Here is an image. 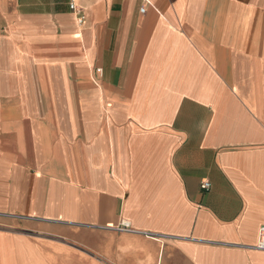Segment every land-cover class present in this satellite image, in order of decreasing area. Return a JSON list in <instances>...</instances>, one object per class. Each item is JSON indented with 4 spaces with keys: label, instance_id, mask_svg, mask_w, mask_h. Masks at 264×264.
<instances>
[{
    "label": "crops",
    "instance_id": "obj_1",
    "mask_svg": "<svg viewBox=\"0 0 264 264\" xmlns=\"http://www.w3.org/2000/svg\"><path fill=\"white\" fill-rule=\"evenodd\" d=\"M263 225L264 0H0V264H264Z\"/></svg>",
    "mask_w": 264,
    "mask_h": 264
},
{
    "label": "built area",
    "instance_id": "obj_2",
    "mask_svg": "<svg viewBox=\"0 0 264 264\" xmlns=\"http://www.w3.org/2000/svg\"><path fill=\"white\" fill-rule=\"evenodd\" d=\"M72 9L74 8V5L71 6ZM142 11L144 12L145 10L142 9ZM99 75H103V70L102 68H98L97 69ZM202 189L204 190H209L211 188V184L209 182H203L201 184ZM127 227H129V224H126ZM256 248L260 249V250H264V225L260 227L259 229V234H258V240H257V244H256Z\"/></svg>",
    "mask_w": 264,
    "mask_h": 264
}]
</instances>
